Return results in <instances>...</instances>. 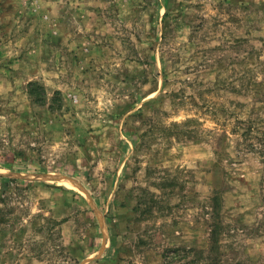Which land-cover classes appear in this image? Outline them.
I'll list each match as a JSON object with an SVG mask.
<instances>
[{
  "label": "rangeland",
  "instance_id": "1",
  "mask_svg": "<svg viewBox=\"0 0 264 264\" xmlns=\"http://www.w3.org/2000/svg\"><path fill=\"white\" fill-rule=\"evenodd\" d=\"M211 260L264 264V0H0V264Z\"/></svg>",
  "mask_w": 264,
  "mask_h": 264
},
{
  "label": "trees",
  "instance_id": "2",
  "mask_svg": "<svg viewBox=\"0 0 264 264\" xmlns=\"http://www.w3.org/2000/svg\"><path fill=\"white\" fill-rule=\"evenodd\" d=\"M29 94L35 99V102L38 104H43L45 102V89L42 85H40L37 82H30L29 83ZM57 95H60V92H56ZM219 232L218 229H213L211 235H213V238H216L218 236ZM214 247V246H213ZM213 261V262H212ZM218 260H211V264H218L215 262Z\"/></svg>",
  "mask_w": 264,
  "mask_h": 264
},
{
  "label": "water",
  "instance_id": "3",
  "mask_svg": "<svg viewBox=\"0 0 264 264\" xmlns=\"http://www.w3.org/2000/svg\"><path fill=\"white\" fill-rule=\"evenodd\" d=\"M101 254V253H100ZM93 259L91 258V259H87L84 263H86V262H90V261H92Z\"/></svg>",
  "mask_w": 264,
  "mask_h": 264
}]
</instances>
